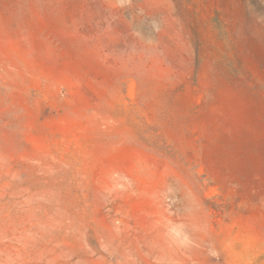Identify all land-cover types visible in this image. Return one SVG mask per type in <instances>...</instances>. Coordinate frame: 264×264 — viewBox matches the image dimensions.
I'll return each instance as SVG.
<instances>
[{"label": "rangeland", "instance_id": "374dc122", "mask_svg": "<svg viewBox=\"0 0 264 264\" xmlns=\"http://www.w3.org/2000/svg\"><path fill=\"white\" fill-rule=\"evenodd\" d=\"M0 264H264V0H0Z\"/></svg>", "mask_w": 264, "mask_h": 264}, {"label": "clouds", "instance_id": "9594fccd", "mask_svg": "<svg viewBox=\"0 0 264 264\" xmlns=\"http://www.w3.org/2000/svg\"><path fill=\"white\" fill-rule=\"evenodd\" d=\"M126 2L127 0H117V3L120 7H123ZM161 27L162 22L159 19H153L151 21V28L154 33L159 32ZM166 235L174 245L179 247H187L191 243L185 225L182 223L169 222L166 229ZM208 254L213 257L218 255L211 247H209Z\"/></svg>", "mask_w": 264, "mask_h": 264}]
</instances>
